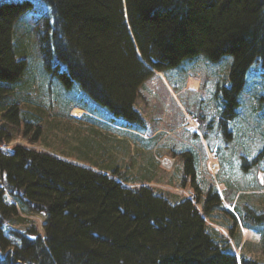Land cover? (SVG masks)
<instances>
[{
  "label": "trees",
  "instance_id": "1",
  "mask_svg": "<svg viewBox=\"0 0 264 264\" xmlns=\"http://www.w3.org/2000/svg\"><path fill=\"white\" fill-rule=\"evenodd\" d=\"M43 1L50 13L35 16V32L45 76L67 89L77 83L127 126L142 122L135 102L155 72L200 54L213 60L230 54L228 83L214 95L218 102L220 96L221 131L231 136L228 123L238 113L249 66L259 60L264 75V0ZM29 6V0L0 2V115L13 124L18 112L30 117L26 131L35 127L37 140L40 115L19 111L6 95L24 85L25 51L14 26ZM5 124L0 146L12 139ZM183 155V178L191 179L194 194L170 201L148 184L130 186L118 166L112 174L102 171L106 160H96L99 155L86 156L92 166L22 145L0 147V264H264V257L237 255L205 218L221 210L232 225L239 215L245 227H258L264 208H224L216 187L199 188L192 156ZM25 212L43 215L41 233L33 224L24 231L11 226L23 222Z\"/></svg>",
  "mask_w": 264,
  "mask_h": 264
},
{
  "label": "rangeland",
  "instance_id": "2",
  "mask_svg": "<svg viewBox=\"0 0 264 264\" xmlns=\"http://www.w3.org/2000/svg\"><path fill=\"white\" fill-rule=\"evenodd\" d=\"M29 1L31 6L20 13L14 26L17 46L25 51V72L21 79L24 85L20 89L14 86L6 95L10 96L8 103L17 102L19 111L38 113L42 131L35 140V127L26 131L30 117L18 112V123L13 124L0 115V124L7 121L6 129L12 136L1 148L22 145L92 166L96 164L89 157L99 155L96 160H106L105 168H100L102 171L111 173L118 166L116 173L129 178L130 186L148 184L168 195L170 201L194 194L191 179L183 178V154L188 153L192 156L199 188L204 192L209 186L216 187L224 208L234 213L236 205L244 208L245 203L256 209L264 208V75L259 60L247 70L239 93L238 113L228 123L231 136H224L221 131L220 96L218 102L214 91L221 83H228L233 57L225 54L213 60L200 54L184 59L176 67L155 72L141 85L135 108L143 120L129 125L137 131L145 129L138 131L145 137L122 143L121 137L112 138L102 126L103 122H111L128 130L123 117L113 115L93 101L77 83L67 89L45 76L40 66L35 16L44 19L50 7L43 0ZM108 138L120 149L113 150ZM97 147L102 148L101 153ZM213 159L219 163V169L211 162ZM7 197L12 200L10 195ZM23 216V222L11 226L24 231L33 224L42 232L41 213L25 212ZM236 216L233 225L225 211H214L205 218L213 230L229 241L237 255L262 259L264 222L258 227H245L239 215Z\"/></svg>",
  "mask_w": 264,
  "mask_h": 264
},
{
  "label": "crops",
  "instance_id": "3",
  "mask_svg": "<svg viewBox=\"0 0 264 264\" xmlns=\"http://www.w3.org/2000/svg\"><path fill=\"white\" fill-rule=\"evenodd\" d=\"M105 123H107V124H104L103 123V126H102V129L104 130V131H108V132H110L111 134V137L112 138H115V135H117V136H119V137H121V141H125L126 143H127V140L128 139H133V138H139V137H142V136H144V134H140V136H136V135H134V134H132L131 133V131H127V130H124V129H122V128H119V127H117L115 124H113V123H111V122H105ZM134 136V137H133ZM116 139V138H115ZM121 141H119V142H121ZM117 142V141H116ZM113 143V142H112ZM115 146V145H114ZM113 146V147H114ZM111 147H112V145H111ZM114 150V149H113Z\"/></svg>",
  "mask_w": 264,
  "mask_h": 264
}]
</instances>
